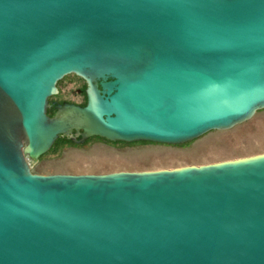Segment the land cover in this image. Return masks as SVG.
Listing matches in <instances>:
<instances>
[{
    "label": "water",
    "instance_id": "water-1",
    "mask_svg": "<svg viewBox=\"0 0 264 264\" xmlns=\"http://www.w3.org/2000/svg\"><path fill=\"white\" fill-rule=\"evenodd\" d=\"M68 74L85 105L51 102ZM263 108L264 0H0V264H264V153L31 169L62 135L180 144Z\"/></svg>",
    "mask_w": 264,
    "mask_h": 264
},
{
    "label": "rangeland",
    "instance_id": "rangeland-1",
    "mask_svg": "<svg viewBox=\"0 0 264 264\" xmlns=\"http://www.w3.org/2000/svg\"><path fill=\"white\" fill-rule=\"evenodd\" d=\"M85 86L83 78L68 74L59 81V92L51 101L85 102L83 93H74ZM259 153H264V108L230 129L211 130L180 144L108 141L100 137L78 143L61 137L31 169L39 174H101L202 165Z\"/></svg>",
    "mask_w": 264,
    "mask_h": 264
},
{
    "label": "flooded vegetation",
    "instance_id": "flooded-vegetation-1",
    "mask_svg": "<svg viewBox=\"0 0 264 264\" xmlns=\"http://www.w3.org/2000/svg\"><path fill=\"white\" fill-rule=\"evenodd\" d=\"M85 83H86V81H85ZM87 85V84H86ZM85 88H86V86L85 87H83V88H78L77 89V91H74V93H83L84 95H85ZM63 101H70V102H75V101H72V100H62V101H60V102H63ZM51 102H54L53 100L51 101ZM55 102H59V101H55ZM75 103H78V104H81V105H85L86 104V95H85V102H75ZM74 134H75V132H74ZM61 137H64V138H67V139H69V140H72L71 139V137H66V136H60L59 138H61ZM94 137H98V136H94ZM58 138V139H59ZM77 138H79V136H77ZM90 138H92V137H90ZM90 138H88L87 140H86V142L90 139ZM101 138V137H100ZM57 139V140H58ZM56 140V141H57ZM41 157V156H40ZM40 159V158H39ZM39 161V160H38Z\"/></svg>",
    "mask_w": 264,
    "mask_h": 264
},
{
    "label": "trees",
    "instance_id": "trees-1",
    "mask_svg": "<svg viewBox=\"0 0 264 264\" xmlns=\"http://www.w3.org/2000/svg\"><path fill=\"white\" fill-rule=\"evenodd\" d=\"M51 109H53V107H51V108L49 109V111H50Z\"/></svg>",
    "mask_w": 264,
    "mask_h": 264
}]
</instances>
